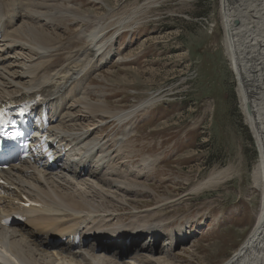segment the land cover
I'll return each mask as SVG.
<instances>
[{
	"label": "rangeland",
	"instance_id": "rangeland-1",
	"mask_svg": "<svg viewBox=\"0 0 264 264\" xmlns=\"http://www.w3.org/2000/svg\"><path fill=\"white\" fill-rule=\"evenodd\" d=\"M148 1H154L156 6L146 10ZM0 3L13 12L17 7V11L24 13L37 9L40 22L32 24L31 19H25V24L34 26V32L49 33L47 39L53 49L48 50L45 61L50 62L51 71L62 67L85 47L86 40L78 39L82 31L103 30V40H107L119 32V22L128 17L140 21L133 30L129 28L134 22L123 26L124 32L108 47L112 52L110 60L101 56L81 86L76 88L72 84L75 104L67 114L68 122L72 121L63 130L74 133L69 131L74 128L75 134L80 135L91 128L89 141H99H96L100 144L99 156L104 157L101 164L107 167L106 175L96 176L102 180L90 181L104 190L93 185L96 192L91 195L89 192L86 202L101 204L103 211L112 210L125 216L124 221H130V214L136 209L160 207L166 200L167 204L155 213L163 226L172 229L166 237L180 227L186 229L188 224L193 225L190 233L195 235L184 232L183 239L187 242L175 245L170 258L158 253L169 249V241L164 238L158 249H153L152 257L165 258L170 264L228 261L254 229L261 192L253 181L259 151L243 114L238 82L225 46L221 0H0ZM43 15L58 22L48 23ZM21 57L15 58L19 65L25 63L26 56ZM83 97L95 104L90 107L91 112L78 103ZM149 99L156 101L155 106L142 112L132 130L126 129L131 123L120 125L111 118V113ZM103 102L107 108L98 105ZM87 142H81L84 144L81 150L86 149ZM146 158L158 162L142 167ZM223 170L228 171V176L215 188L199 194L190 191L212 172L225 176ZM122 171L144 173L136 182L142 184L140 189L151 187L155 193L139 191L138 195L133 193L125 199L124 194L112 189L116 180L125 177ZM98 193L110 198L92 197ZM151 240L148 237L144 245ZM109 258L119 261L116 257Z\"/></svg>",
	"mask_w": 264,
	"mask_h": 264
},
{
	"label": "bare ground",
	"instance_id": "bare-ground-1",
	"mask_svg": "<svg viewBox=\"0 0 264 264\" xmlns=\"http://www.w3.org/2000/svg\"><path fill=\"white\" fill-rule=\"evenodd\" d=\"M46 1L48 0H44V2ZM154 6H156L154 1H148L145 5L146 10ZM17 8L13 12L0 3V32L3 34L0 43V102L8 101V99L19 102L38 96L44 97L45 102L54 103L57 108L56 112L61 116L60 120L52 124L50 131L74 145L75 151L83 153L87 150L89 154L79 165L66 168L68 173L61 176L64 180L61 178L56 180L55 172H45L40 175L31 173L30 168L25 166L16 167L1 174L7 185L4 187L6 195L0 198V243L3 250H7L20 264H170L165 258L151 256L154 252L153 249H158L162 240L167 238L165 226L155 216L156 211L167 204L166 200L160 207L146 210L136 209L130 214L132 216V219L128 218L130 221H126V219L124 221L123 217L125 216H118L111 212L112 210L105 209L106 211H103L101 204H95L97 206L95 207L92 202H89L90 200L86 202L89 192L91 195L95 191L93 185L96 184L90 181L102 180L101 177L96 176L102 173L104 176L107 172V167L101 164L104 157L99 156L100 144L97 143L99 142L97 139H95L97 142L89 141L93 134L91 128L80 135L75 134L74 128L69 129L74 133L63 130L72 121L68 122L67 120L70 117L67 114L75 104L76 94H74L75 90L72 88L74 87L72 84H75L76 88L81 86L83 81L94 71V64L98 58L104 56V59H109L112 56V52L108 49L110 43L121 36L125 24L134 22V20L128 17L119 22V32L117 31L107 40H103L105 36L102 33L103 30L97 31L95 28H88V30L82 31L77 36L78 39L86 40L85 47L62 67L51 71L50 62L45 61L46 53L53 49L50 48L52 45L47 39L49 33L34 32V26L30 25V23L38 24L40 22L36 17L37 9L34 8V12H30L33 11L31 9L24 13V11L20 12V8L17 11ZM43 17L48 20V23L58 22L54 21L51 16L43 15ZM81 17L79 16V18ZM221 17L225 46L238 82L241 107L259 151V164L254 171L253 181L255 187L261 192L259 214L251 235L240 249L223 264H264V0H221ZM25 19L32 21L25 24ZM21 20L23 23L20 25ZM90 21L83 22L90 23ZM139 24L140 21L137 20L129 29L133 30ZM38 27L42 28L43 26ZM97 29L99 28L97 27ZM59 43L55 45L59 46ZM22 55L26 57L24 58ZM19 57L25 60V63L22 60V65H19L15 60ZM87 100L89 101L87 102ZM91 102L92 100L83 97L78 103L83 104L84 108L90 111V107L95 106ZM155 103L156 101L153 99L145 100L130 109L111 113V118L119 122L120 125L131 123L132 125L126 129L132 130L142 112L155 106ZM98 105L107 108L104 102ZM95 112L97 111L95 110ZM109 113L110 111L107 114ZM73 139L77 142H73ZM83 141H88L85 144V150H81L84 145L81 144ZM95 149H98V152L94 151ZM110 159L113 160L114 157L111 155ZM142 161V167L143 165L150 167L156 165L158 159L150 161L146 158ZM105 167L106 169H104ZM58 168L62 169L60 165ZM88 168L89 171H87ZM122 172L125 177L113 181L112 189L118 190L122 196L124 194L125 199L130 194H137L139 191L155 193L151 187L148 188L149 190L140 189L142 184L136 182L141 179L140 175L144 173L140 172V175H135ZM221 172L227 174L221 177V175H217L220 172H212L208 179L200 182L190 191L199 194L204 190L215 188L228 176L227 170ZM69 174L73 177H70ZM70 178H73L71 182ZM68 183L76 191H70L66 187ZM83 187H85V192ZM96 187L101 191L104 190L100 186L96 185ZM93 196H100V194ZM109 198L108 195L102 197V199ZM27 199L33 201L35 205L24 207L23 204L29 202ZM104 202L106 201L104 200ZM14 214L25 216L26 223H19L10 228L1 225L3 216ZM101 214L104 216L100 217ZM191 226L193 225L188 224L186 229H190ZM184 229L180 227L172 231L173 235L170 237L172 244L176 242L175 245L183 246L185 241L187 242V239H183ZM76 236L82 239L81 246L78 248L73 245ZM148 237H151L152 240L149 244L144 245L143 242ZM118 247L119 249H117ZM168 248L161 249L158 253L170 258L173 250L170 246ZM83 253L86 255L83 256ZM109 256L116 257L119 261H112Z\"/></svg>",
	"mask_w": 264,
	"mask_h": 264
},
{
	"label": "built area",
	"instance_id": "built-area-1",
	"mask_svg": "<svg viewBox=\"0 0 264 264\" xmlns=\"http://www.w3.org/2000/svg\"><path fill=\"white\" fill-rule=\"evenodd\" d=\"M232 66V65H231Z\"/></svg>",
	"mask_w": 264,
	"mask_h": 264
}]
</instances>
